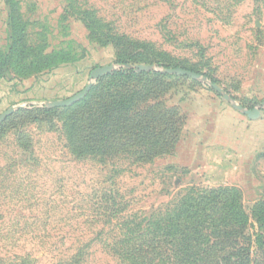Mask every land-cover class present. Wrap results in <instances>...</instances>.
Returning a JSON list of instances; mask_svg holds the SVG:
<instances>
[{
	"label": "rangeland",
	"instance_id": "obj_1",
	"mask_svg": "<svg viewBox=\"0 0 264 264\" xmlns=\"http://www.w3.org/2000/svg\"><path fill=\"white\" fill-rule=\"evenodd\" d=\"M13 1L26 44L71 61L27 76L4 67L11 31L0 0V115L15 109L0 126V264H163L149 220L192 191L235 187L252 218L264 201V107L251 120L232 105L264 102V0ZM120 37L146 46L137 49L144 63L118 64L120 52L135 53L116 47ZM154 60L207 81L164 80L162 101L178 109L182 127L174 152L152 162L77 159L64 135L66 111L16 113L73 97L97 67L164 74Z\"/></svg>",
	"mask_w": 264,
	"mask_h": 264
},
{
	"label": "trees",
	"instance_id": "obj_2",
	"mask_svg": "<svg viewBox=\"0 0 264 264\" xmlns=\"http://www.w3.org/2000/svg\"><path fill=\"white\" fill-rule=\"evenodd\" d=\"M5 2L9 6L11 43L3 58L4 67L16 66L17 72L27 76L71 61L64 51L45 54L40 48L28 46L26 24L17 3ZM85 15L94 24L87 25L93 34L97 23L88 13ZM115 40L116 47L122 50L126 46L135 49L133 56L120 52L118 64L145 62L137 49H146V46L123 37ZM148 63L200 75L195 70L158 60ZM175 77L180 76L120 68L99 78L83 99L69 107L19 109L16 113L66 111L64 135L70 153L77 159L123 156L136 163H149L156 157L172 154L178 141L182 127L179 111L162 101L166 92L164 80ZM251 217L244 210L241 194L235 187L192 191L152 217L147 235L150 244L164 246L163 264H264V201L254 205Z\"/></svg>",
	"mask_w": 264,
	"mask_h": 264
},
{
	"label": "water",
	"instance_id": "obj_3",
	"mask_svg": "<svg viewBox=\"0 0 264 264\" xmlns=\"http://www.w3.org/2000/svg\"><path fill=\"white\" fill-rule=\"evenodd\" d=\"M127 67L131 68L129 65H127ZM135 68L138 71H150V69H151L150 67L144 66V65H138ZM113 70H114L113 65L97 67L96 69L91 71V73H90L91 82L82 91H80L79 93H77L76 95H74L73 97H71L69 99L50 102L47 104V106L49 108H60V107H69V106L73 105L74 103L83 99L86 96V94L89 92V90L91 89V87L93 86V84L96 80L103 77L104 75L112 73ZM163 73L167 74V75H176V76H180V77H187V78H190L193 80H202L204 82L207 81L206 77H201L199 74H197L195 72L185 70L182 68L165 69L163 71ZM209 85L217 94L222 95V97L225 101H228V102L231 101L230 96L225 94L221 87H219L218 85L213 84V83H210ZM232 106L234 109L241 112L243 115H245L249 119L256 120L261 115V109H262V107H264V102L259 107L251 109V110L244 109L242 106L236 105V104H233ZM18 108H21V107H18ZM14 111H15V109H9V110L5 111L3 114H1L0 115V124L3 123L7 117L12 115L14 113Z\"/></svg>",
	"mask_w": 264,
	"mask_h": 264
}]
</instances>
